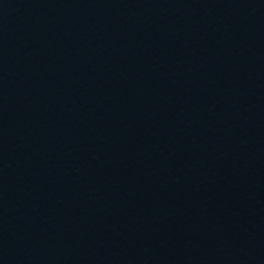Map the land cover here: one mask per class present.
<instances>
[{"label": "water", "instance_id": "obj_1", "mask_svg": "<svg viewBox=\"0 0 264 264\" xmlns=\"http://www.w3.org/2000/svg\"><path fill=\"white\" fill-rule=\"evenodd\" d=\"M0 264H264V0H0Z\"/></svg>", "mask_w": 264, "mask_h": 264}]
</instances>
